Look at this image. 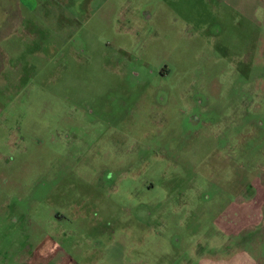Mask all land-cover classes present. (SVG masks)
<instances>
[{
	"label": "rangeland",
	"instance_id": "1",
	"mask_svg": "<svg viewBox=\"0 0 264 264\" xmlns=\"http://www.w3.org/2000/svg\"><path fill=\"white\" fill-rule=\"evenodd\" d=\"M4 7L0 264H264V0Z\"/></svg>",
	"mask_w": 264,
	"mask_h": 264
},
{
	"label": "crops",
	"instance_id": "2",
	"mask_svg": "<svg viewBox=\"0 0 264 264\" xmlns=\"http://www.w3.org/2000/svg\"><path fill=\"white\" fill-rule=\"evenodd\" d=\"M5 1L7 2L9 0H0V11L1 12L5 10V7H4ZM19 1L21 2V4H24L26 6L24 10L30 15L34 9L33 7L38 8L39 6H41V4L47 2L48 0H19Z\"/></svg>",
	"mask_w": 264,
	"mask_h": 264
}]
</instances>
